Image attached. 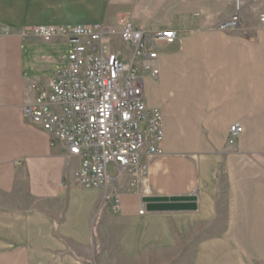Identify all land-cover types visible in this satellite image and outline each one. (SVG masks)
Returning <instances> with one entry per match:
<instances>
[{"label":"crops","instance_id":"obj_1","mask_svg":"<svg viewBox=\"0 0 264 264\" xmlns=\"http://www.w3.org/2000/svg\"><path fill=\"white\" fill-rule=\"evenodd\" d=\"M239 1V27L219 32L234 0H0V264H264V0ZM122 20L179 33L155 47L157 76L139 73L161 114L162 155L142 158L138 188L110 166L106 190L86 189L73 178L79 160L22 115L67 51L32 28L101 24L127 64ZM234 124L242 134L229 145ZM161 198L192 207L144 202Z\"/></svg>","mask_w":264,"mask_h":264},{"label":"built area","instance_id":"obj_2","mask_svg":"<svg viewBox=\"0 0 264 264\" xmlns=\"http://www.w3.org/2000/svg\"><path fill=\"white\" fill-rule=\"evenodd\" d=\"M241 8L235 0L234 11L215 30H236ZM260 22L264 23V15ZM120 24L119 41L131 49L127 64L108 51L104 35L115 32L101 24L32 28V34L44 43L64 38L67 51L63 63L36 90L33 101L22 107V115L51 136V146H59L65 156L79 160L73 178L86 189L106 190L110 166L127 171L131 186L138 188L148 171L142 158L162 155L161 114L157 108L147 107L139 73L146 64V74L156 77L158 70L149 65L157 59L155 47L173 44L179 33L136 29L127 20ZM241 134L242 128L232 125L228 144H235ZM111 200L118 208L119 197L113 195ZM143 212L141 206L139 214Z\"/></svg>","mask_w":264,"mask_h":264},{"label":"water","instance_id":"obj_3","mask_svg":"<svg viewBox=\"0 0 264 264\" xmlns=\"http://www.w3.org/2000/svg\"><path fill=\"white\" fill-rule=\"evenodd\" d=\"M188 198H172V199H147L144 200L148 204V209L152 211H180L189 209L186 204H181L189 201Z\"/></svg>","mask_w":264,"mask_h":264},{"label":"rangeland","instance_id":"obj_4","mask_svg":"<svg viewBox=\"0 0 264 264\" xmlns=\"http://www.w3.org/2000/svg\"><path fill=\"white\" fill-rule=\"evenodd\" d=\"M234 6H235V0H234ZM234 6H233V10L229 13V14H231L233 11H234ZM242 7V6H241ZM228 14V15H229ZM227 15V16H228ZM226 16V17H227ZM113 45H115V41L113 40L111 43H109V44H107L106 46H107V48H109V47H112ZM111 169V175H114V171H113V169L112 168H110Z\"/></svg>","mask_w":264,"mask_h":264}]
</instances>
